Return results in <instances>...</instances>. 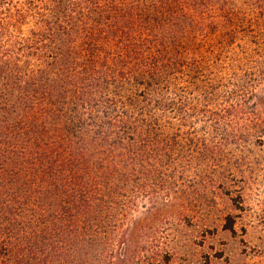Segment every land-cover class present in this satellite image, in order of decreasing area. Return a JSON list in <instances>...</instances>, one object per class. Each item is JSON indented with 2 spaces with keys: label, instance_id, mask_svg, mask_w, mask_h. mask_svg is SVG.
I'll use <instances>...</instances> for the list:
<instances>
[{
  "label": "trees",
  "instance_id": "16d2710c",
  "mask_svg": "<svg viewBox=\"0 0 264 264\" xmlns=\"http://www.w3.org/2000/svg\"><path fill=\"white\" fill-rule=\"evenodd\" d=\"M239 1L0 0V264L169 262L157 225L177 141L147 106L173 112L179 93H197L198 113L221 114L202 136L264 145L253 94L220 110L214 85L201 87L213 66L186 49L242 26L243 5L264 19V0Z\"/></svg>",
  "mask_w": 264,
  "mask_h": 264
},
{
  "label": "rangeland",
  "instance_id": "374dc122",
  "mask_svg": "<svg viewBox=\"0 0 264 264\" xmlns=\"http://www.w3.org/2000/svg\"><path fill=\"white\" fill-rule=\"evenodd\" d=\"M250 4L242 6V26L218 29L211 32L202 46L186 49L198 51L213 66L216 82L206 81L201 87L214 85V92L223 98L220 110L228 106L225 99L240 103L253 94L251 103L255 111L264 115V19ZM221 61L222 66H215ZM242 67L243 75L248 73L251 81L239 84L234 75ZM185 72L189 75L188 69ZM155 90L148 91V99ZM130 93L134 94L135 89ZM165 93L162 90L158 98L163 100ZM183 93L177 96L180 101L173 112H164L153 104L147 106L150 115L161 121L165 135L170 139L175 136L177 141V151L171 154L177 168L170 182L172 198L167 209L159 213L157 225L166 235L167 249L173 255L168 263L150 261L152 264H264V145L249 141L221 145L218 138H207L209 130L202 136L199 131L215 124L221 114L198 113L194 107L201 102L199 95ZM167 99L172 97L169 95ZM181 105L189 109L180 113ZM176 113L178 119L173 118ZM183 114L190 115V120H179ZM226 115L224 123L231 121V114ZM242 119L232 120V128L235 124L243 125ZM205 143L212 145L208 160ZM162 204L160 201L157 207ZM150 256V252L144 255L143 264H150ZM113 263L114 259L107 256L106 264Z\"/></svg>",
  "mask_w": 264,
  "mask_h": 264
}]
</instances>
